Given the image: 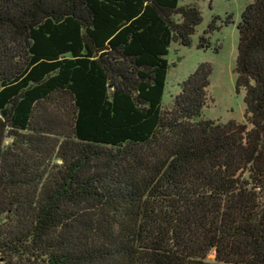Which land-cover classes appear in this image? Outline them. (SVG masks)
I'll return each instance as SVG.
<instances>
[{"label": "trees", "instance_id": "trees-1", "mask_svg": "<svg viewBox=\"0 0 264 264\" xmlns=\"http://www.w3.org/2000/svg\"><path fill=\"white\" fill-rule=\"evenodd\" d=\"M201 20L179 0H0L1 261L264 264V0L236 25L245 122L200 118L208 63L162 108L169 45Z\"/></svg>", "mask_w": 264, "mask_h": 264}, {"label": "rangeland", "instance_id": "rangeland-1", "mask_svg": "<svg viewBox=\"0 0 264 264\" xmlns=\"http://www.w3.org/2000/svg\"><path fill=\"white\" fill-rule=\"evenodd\" d=\"M252 0H179L180 5L199 8L202 20L191 35L190 45L173 40L166 58L168 69L161 105L173 107L182 82L200 63L211 66L207 102L200 118L227 122H245L244 89L236 88L235 58L237 53V23L243 8ZM205 37L206 46H200ZM213 254L208 259H213ZM0 264H5L0 260Z\"/></svg>", "mask_w": 264, "mask_h": 264}]
</instances>
